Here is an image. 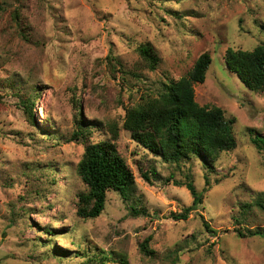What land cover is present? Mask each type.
I'll use <instances>...</instances> for the list:
<instances>
[{
  "label": "rangeland",
  "instance_id": "rangeland-1",
  "mask_svg": "<svg viewBox=\"0 0 264 264\" xmlns=\"http://www.w3.org/2000/svg\"><path fill=\"white\" fill-rule=\"evenodd\" d=\"M263 39L264 0H0V264H95L104 253L129 264H264V236L237 233L264 230L259 208L239 218L264 193V152L252 143L264 136V92L226 64L229 48ZM148 44L161 59L155 71L139 64ZM204 53L213 63L195 100L221 108L237 141L210 171L198 159L157 160L123 128L127 109L158 98ZM36 93L30 120L19 96ZM79 113L95 143L118 126L136 178L129 200L109 192L97 219L77 214L86 190L77 175L84 144L72 139ZM189 182L202 202L175 220L193 205Z\"/></svg>",
  "mask_w": 264,
  "mask_h": 264
},
{
  "label": "trees",
  "instance_id": "trees-1",
  "mask_svg": "<svg viewBox=\"0 0 264 264\" xmlns=\"http://www.w3.org/2000/svg\"><path fill=\"white\" fill-rule=\"evenodd\" d=\"M145 69L155 71L161 59L152 45H142L139 49V64ZM213 59L208 53L200 55L192 69L179 81H168L165 89L156 99L142 100L140 105L127 109L123 128L131 135V139L147 150L151 155L164 163L180 167V164L198 159L204 168L210 171L223 154L231 153L237 148L233 132V121L227 120L221 108L200 106L195 100L194 86L206 80ZM226 64L251 92H264V39L253 50L229 48ZM25 94V93H23ZM31 96L40 100V94L19 96L22 107L30 120L33 119L34 105ZM104 99V97H103ZM89 125V124H88ZM79 113L75 119V131L72 139L84 144V153L77 166V175L86 190L78 195V217L84 220L97 219L104 212L109 192H117L124 201H128L135 187L136 178L126 159L118 150V126H109L111 137L99 142L91 140L90 130ZM252 143L259 152H264V136H255ZM151 169L142 173L145 182H150ZM207 184L210 183L206 174ZM186 188L193 197V205L185 208L183 213L172 214L175 220H187L191 212L201 204V194L192 182ZM251 204L245 205L244 214L240 219H247L249 208L264 211V193ZM136 216L141 212L132 210ZM145 214V213H144ZM235 220H237L235 218ZM237 222L240 221L237 220ZM208 230L210 226L205 222ZM240 238L264 236V230L248 229L244 234L237 230ZM150 238L142 244V251L150 253ZM46 245V243H45ZM58 251V249L55 248ZM110 256V255H109ZM104 253L99 259L92 257V263L129 264L125 257L112 259Z\"/></svg>",
  "mask_w": 264,
  "mask_h": 264
}]
</instances>
